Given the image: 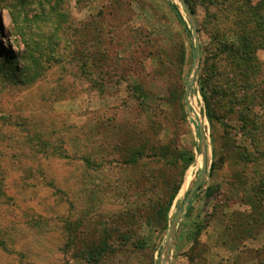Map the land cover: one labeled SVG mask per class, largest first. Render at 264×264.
<instances>
[{"label": "rangeland", "instance_id": "rangeland-1", "mask_svg": "<svg viewBox=\"0 0 264 264\" xmlns=\"http://www.w3.org/2000/svg\"><path fill=\"white\" fill-rule=\"evenodd\" d=\"M197 3L192 16L198 43L181 0H0V264H87L83 253L100 242L104 226L115 230V240L103 264H190L195 223L210 221L204 238L209 231L223 233L230 216L237 221L239 215L253 216L260 210L264 219V208L245 205L240 186L231 185L240 164L228 162L211 174L214 150L225 130L208 121L201 77L206 60L218 49L217 31H228L233 23L224 6L214 12ZM261 4L264 0H252L254 6ZM37 27L46 34L51 27H63L56 53L60 62L49 68L43 66L46 59L40 72L30 66L17 73L10 67L5 74L3 55L16 57L20 65L32 63L25 45L36 41L30 28L37 33ZM198 46L201 57L196 61ZM256 56L264 70V50ZM221 64L228 68L225 61ZM178 86L186 90L187 124H179L178 107L156 98L146 109L157 116L164 111L168 118L142 113L139 89L166 99ZM199 125L207 145L206 170L201 164ZM139 131L152 140L167 141L176 135L181 150L195 155L185 176L183 187L190 178L187 190L182 194V187L164 231L123 220V208L139 196L137 185H145L159 167L152 161L123 165L125 155L119 149L135 140ZM204 172V188L193 196L190 210L185 201ZM212 185L220 189L206 200ZM179 213L168 254L170 228ZM213 213L219 218L212 219ZM250 223L243 219L232 236L247 240L252 233V240L238 239L231 246L222 245V239L211 256V246L202 242L209 248L206 264H257L258 253L264 256V226ZM138 240L146 243L145 249L136 247Z\"/></svg>", "mask_w": 264, "mask_h": 264}, {"label": "trees", "instance_id": "trees-1", "mask_svg": "<svg viewBox=\"0 0 264 264\" xmlns=\"http://www.w3.org/2000/svg\"><path fill=\"white\" fill-rule=\"evenodd\" d=\"M185 1L193 15L197 14L199 6L197 1L209 6L215 10L214 12L217 11L219 6H224L225 11L228 13L227 16L230 17L229 20L233 23V27H230L228 31L223 29L222 32L217 31L214 39L218 43V49L213 55V59L206 60L201 77V92L205 101L208 121L213 128L218 123L225 130L219 148L214 150L215 160L212 164L211 174L213 175L223 168L228 162L240 164L242 166L241 171H236L235 181L231 185L235 188L238 185L240 186L241 193L245 195V198L242 199L245 205L251 206L255 210L263 209L264 70H262L256 55L258 51L264 50V4L254 6L252 0H236L234 4H231L229 0ZM170 6L178 20L185 26L186 24L178 7L172 3ZM38 19L40 20L42 17ZM37 28V33L30 28V34L33 33L36 41L25 45L30 52L29 60L32 63L27 66L20 65L17 63L18 59L16 57L10 58L3 55L5 74H8L10 67L17 73L21 72L22 68L29 71L30 66L35 71L40 72L45 68L42 65L46 59L48 61L43 66L48 64L49 68L52 63L58 64L60 62L59 59H56V53L62 44L60 34L63 27H51L47 34L41 27ZM222 54H225V58L221 56ZM222 61L226 62L227 69L223 68ZM84 65L87 66V63ZM138 92L137 100L143 108L142 113L147 118L152 116L155 119L168 118L164 111L157 116L156 113H149L146 109L147 103L156 98L169 107H178L177 118L179 124L181 126L187 124L188 104L186 102V90L183 86H178L176 90L169 92L166 99L150 95L142 89H139ZM177 128L178 124H175V130ZM145 134L144 131H139L135 140L119 149L125 155L123 165L131 167L143 161H152L159 167L155 168L148 176L145 185H137L139 196L134 201L135 203L126 204L122 210V215H124V223L129 225H136L137 222H141L148 227L164 231L169 228L171 222L170 212L183 187L186 173L195 162V155L193 151L181 150L179 138L176 135H173L167 141H162L159 139H146L142 136ZM232 134L248 141L249 146L240 144L238 140L232 138ZM116 148L113 147L114 150ZM203 188L204 185H201L194 197L202 192ZM219 189L220 185L208 187L205 193L206 200H211ZM192 201L190 202V210H192ZM258 211L260 210L255 211L253 216L251 214L248 216L239 215L237 221H235L234 216H230L224 221V231L221 235L222 245L229 244L232 246L238 239L243 241L252 240V233H250L251 235L247 240H244L245 236L239 235L241 232L235 238L232 236V232L236 225H243V219H246L247 223L252 222L251 217L253 222L250 224L252 226L260 224L264 226L263 215L260 213L261 211ZM215 213L217 214V212ZM216 214L213 213L211 218L218 219L219 217ZM105 227L100 242L88 246L83 253V259L87 264H103L107 255L113 250L115 230ZM195 227L196 232L191 254L187 257L190 264H200L198 260L202 264H206L209 248L202 243L201 236L210 227V221L197 222ZM229 238H231L230 241ZM136 247L145 249L146 243L143 240H138ZM239 249L240 247L236 248V251ZM255 263L264 264V256L261 257L258 253Z\"/></svg>", "mask_w": 264, "mask_h": 264}, {"label": "water", "instance_id": "water-1", "mask_svg": "<svg viewBox=\"0 0 264 264\" xmlns=\"http://www.w3.org/2000/svg\"><path fill=\"white\" fill-rule=\"evenodd\" d=\"M181 1L183 3L184 7L186 8L187 13L191 16L192 23L194 25V38H195L196 42L198 43L199 34H198L197 25H196V23H195V21L193 19V16L191 14V11L189 10V7H188L186 1L185 0H181ZM200 57H201V50H200V47L198 46L196 54H195L196 61H198L200 59ZM188 93H190V88L188 89ZM188 105H189V103H188ZM199 131H200V135H201L202 142H203V148H202V153H201V159H202L201 164L203 166V170H206L207 163H208V159H207V145H206V139H205L204 130H203V127L201 125H199ZM205 175H206V173L204 172L202 177H201V179H200V181L195 185V187L192 189V191L188 195V197H187V199L185 201V206H187L190 203V201L192 200V198H193L194 194L196 193L197 189L202 185V183H203V181L205 179ZM179 217H180V213L177 215L176 219L173 221V223L171 225V228H170V233H169V237H168V240H167V245L165 247V251L168 254L170 253L171 246H172V243H173L174 238H175V234H176V230H177V223H178ZM168 258H169V256H168Z\"/></svg>", "mask_w": 264, "mask_h": 264}, {"label": "crops", "instance_id": "crops-1", "mask_svg": "<svg viewBox=\"0 0 264 264\" xmlns=\"http://www.w3.org/2000/svg\"><path fill=\"white\" fill-rule=\"evenodd\" d=\"M210 229L211 228H209V230ZM221 235H222V232H220V231H215V232L209 231L204 238H203V235L201 236V240H203L202 242H205L206 244L211 246L212 250H211L210 256L213 255L214 251L217 250L215 248L219 247Z\"/></svg>", "mask_w": 264, "mask_h": 264}, {"label": "bare ground", "instance_id": "bare-ground-1", "mask_svg": "<svg viewBox=\"0 0 264 264\" xmlns=\"http://www.w3.org/2000/svg\"><path fill=\"white\" fill-rule=\"evenodd\" d=\"M198 106V105H197ZM195 107V106H194ZM195 110V109H194ZM196 115H198L199 116V111L197 110L196 111ZM201 115V114H200ZM198 118V117H197ZM201 118V117H200ZM199 160V159H198ZM202 162V161H201ZM200 163V162H199ZM189 179L190 178H187V180H186V183H185V186L183 187V190H182V194H185V192H186V190H187V187H188V182H189Z\"/></svg>", "mask_w": 264, "mask_h": 264}]
</instances>
